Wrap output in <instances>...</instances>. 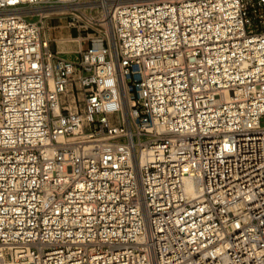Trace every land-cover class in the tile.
Listing matches in <instances>:
<instances>
[{"label":"built area","instance_id":"built-area-1","mask_svg":"<svg viewBox=\"0 0 264 264\" xmlns=\"http://www.w3.org/2000/svg\"><path fill=\"white\" fill-rule=\"evenodd\" d=\"M0 264H264V0H0Z\"/></svg>","mask_w":264,"mask_h":264},{"label":"rangeland","instance_id":"rangeland-1","mask_svg":"<svg viewBox=\"0 0 264 264\" xmlns=\"http://www.w3.org/2000/svg\"><path fill=\"white\" fill-rule=\"evenodd\" d=\"M68 16L66 13L48 15L44 35L52 51L59 52L63 57L74 59L76 52L80 47L86 46V43L77 40L76 29L66 26ZM69 32L72 33L71 36L68 35ZM82 34L84 33H81V36Z\"/></svg>","mask_w":264,"mask_h":264},{"label":"bare ground","instance_id":"bare-ground-1","mask_svg":"<svg viewBox=\"0 0 264 264\" xmlns=\"http://www.w3.org/2000/svg\"><path fill=\"white\" fill-rule=\"evenodd\" d=\"M64 10H66L65 8H62V7H59V8H57V9H47L46 10V14H49L48 12H59V11H64ZM61 40V39H60ZM62 42V41H61ZM186 192H187V194L188 195H190L191 194V190H190V188H189V186H187V188H186Z\"/></svg>","mask_w":264,"mask_h":264},{"label":"crops","instance_id":"crops-1","mask_svg":"<svg viewBox=\"0 0 264 264\" xmlns=\"http://www.w3.org/2000/svg\"><path fill=\"white\" fill-rule=\"evenodd\" d=\"M68 35H69V36H71V35H72V33H71V32H69V33H68Z\"/></svg>","mask_w":264,"mask_h":264}]
</instances>
